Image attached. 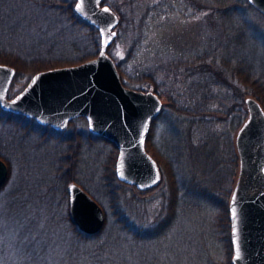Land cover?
I'll return each instance as SVG.
<instances>
[{"label":"rangeland","instance_id":"374dc122","mask_svg":"<svg viewBox=\"0 0 264 264\" xmlns=\"http://www.w3.org/2000/svg\"><path fill=\"white\" fill-rule=\"evenodd\" d=\"M45 1L27 0L24 13L11 17L10 27L20 25L0 27V51L53 63L94 57L100 35L78 15L76 0H56L61 7L51 9ZM208 1L104 0L121 19L108 52L122 81L170 95L161 94L164 105H172L153 120L147 139L163 178L154 189L140 191L111 177L118 151L89 130L85 117L60 131L26 116L8 121L0 112V153L9 167L0 190V228L21 226L22 215L28 216L35 243L48 245L46 263L95 264L101 258L121 264H230L223 213L238 180L236 137L249 110L220 77L247 91L264 90V14L249 0H237L227 13L219 0L214 15L197 8ZM31 8L37 16L26 18ZM222 13L233 19L223 20ZM202 55L214 56L219 69L192 76H205L202 88L191 84L193 89L175 91L166 75L175 59ZM32 76L18 70L9 95ZM173 91L191 95L195 113L202 110L204 118L173 111ZM71 180L104 209L105 222L96 233L80 231L71 221ZM16 210L23 214L13 218Z\"/></svg>","mask_w":264,"mask_h":264},{"label":"water","instance_id":"95a60500","mask_svg":"<svg viewBox=\"0 0 264 264\" xmlns=\"http://www.w3.org/2000/svg\"><path fill=\"white\" fill-rule=\"evenodd\" d=\"M250 2L264 14V0ZM77 3L81 4L80 11L75 9L78 15L100 31L98 54L80 63L36 72L11 98L9 89L17 70L0 63V106L57 130H65L71 119L85 116L92 133L117 146V177L141 190L153 188L161 182L162 173L146 148V140L153 118L162 110V98L155 91L123 83L108 52L117 36L119 16L115 11L104 0H76ZM245 102L249 116L236 137L240 175L230 200L232 261L264 264V107L253 96L246 97ZM8 172L7 162L0 158V188ZM67 190L71 221L83 232H98L105 222L103 207L75 180L68 183Z\"/></svg>","mask_w":264,"mask_h":264},{"label":"trees","instance_id":"16d2710c","mask_svg":"<svg viewBox=\"0 0 264 264\" xmlns=\"http://www.w3.org/2000/svg\"><path fill=\"white\" fill-rule=\"evenodd\" d=\"M26 1L27 0H22V1H19V0H0V27L10 29L14 25L19 26L20 23H14L10 27L11 17H13V19H15V17H19L18 14L24 13L22 8H24L23 6L26 3ZM37 1H39V0H34V2H37ZM219 1H220V9L226 11V13H227V10H229L231 7H234L236 5L235 3L237 0H227V1L226 0H219ZM55 2H56V5L54 4V0H46L45 1L46 9L55 8V6H58L60 8L62 4L60 3L57 5L56 0H55ZM217 6H219L218 0H209L208 4L206 2H202L201 5L197 6V8L204 13H209V14L214 15V13L216 11H218ZM70 10L72 11L71 14L75 16L74 9L72 7H70ZM224 11H221V12H224ZM26 12H27L25 15L26 18H32L33 15L37 16L35 9L33 10L31 8L30 11H26ZM222 17H223V20L225 18V20L227 22H228V20L233 19V17L227 18V16H224V13H222ZM23 18L20 17L21 22H24ZM223 20H221V21L223 22ZM83 22H85V21L83 20ZM120 22H121V19H119L118 25L120 24ZM92 27H94V26H92ZM221 27H222L223 32H225L226 26L224 25V23L221 25ZM9 31H12V30H9ZM97 31H98V29H97ZM175 60L176 61L173 62V66L170 68L168 67L169 70L167 71V74H166V75H168L167 78L171 79L173 81V86L175 87V91H176V87L184 89V86L186 88L188 86H190L188 88L193 89V86H191V84H194L196 87L202 88V86H203L202 83L204 82L202 79L205 76H201L200 78L199 77H192V76H194L198 73H201L202 70H204L203 72L208 73L211 70L215 71V70L219 69V68L215 67L214 56H211V55H208L206 57L204 55H202V56H198V57H195L192 59L179 57V58H176ZM81 61H83V60H81ZM64 62L63 63L62 62L53 63V61L49 60L48 58L45 59L44 57L23 59L17 55H12L11 53L0 51V63L11 64L16 68L17 72H18V70L19 71L27 70V72L32 73V75H34L36 72H38L42 69H47V68L55 67L58 65L72 64V62H69V61H67V62L64 61ZM213 69H215V70H213ZM124 77L125 76H123V78ZM220 78L224 83H227L229 85V87H231L234 90L233 93L235 95H239L242 105L244 103L246 105L245 95L250 94V95L257 97L264 107V90L262 88L255 86L256 88H254L252 91H247L245 89H242V88L234 85L230 81V79H228L225 76H221ZM148 82H149V84L151 83L149 80H148ZM141 89H144L143 86L141 87ZM155 91L158 92L157 87H155ZM175 91H173V106H172L173 111H175L177 113H180V112L181 113H187L188 115L192 114V115H195V117L204 118L202 116V110L200 112L195 113L194 107H192V102L194 101L193 103L195 104V100L192 98L191 95L189 96V94L187 93V95H184V97H183V95H182L183 91L182 90H181L182 93H179V94H178V92H175ZM158 93L160 95L161 94L165 95L166 97H168L170 99L169 92L160 91ZM170 105H172V103H170ZM169 106L164 105L163 109H165L166 107H169ZM1 111L6 115V117L8 118L7 119L8 121H12V118H14L18 115L22 116V117L24 116L21 114H16V113H13L10 111H6V110L2 109V107L0 106V112ZM199 115H201V116H199ZM97 137L104 139L103 137H99V136H97ZM107 141H109V140H107ZM147 149L149 152H151V149L148 145H147ZM115 150L118 151L116 146H115ZM153 156H154V154H153ZM0 157L2 158L1 153H0ZM111 162H112L111 166H114L116 163V157ZM112 169H113V167H112ZM110 173H111L112 178H114V179L118 178L117 174H116V169L110 170ZM154 188H152V189H154ZM2 189L3 188L1 187L0 190H2ZM149 190H151V189H149ZM21 214H23V213L22 212L20 213V211L16 210L15 213L13 214V218H15V217L17 218L18 216H21ZM25 214H27V213H25ZM22 216H23L22 220H20V222L22 221L21 226H19V224H18V226H16V227L9 226L8 229H6V227L0 228V264H48V263H46L45 257H44V253L46 251H49L48 245L44 243V245L42 244L43 246L41 247V245H39V244L37 245L35 243L34 239L32 238V233H31L32 230H30V233H29V225L26 222L28 219V216H24V215H22ZM75 227H76V225H75ZM227 246H228V255H230L228 257V259L230 261V264H233V262H232L233 247H232L231 240H229V243ZM103 247H104V250H106V246H103ZM94 262H95V264H106L107 262H109L110 264H121L120 261H118L117 259L115 262H111V261L105 262L101 258L100 259L95 258Z\"/></svg>","mask_w":264,"mask_h":264},{"label":"flooded vegetation","instance_id":"af4514ba","mask_svg":"<svg viewBox=\"0 0 264 264\" xmlns=\"http://www.w3.org/2000/svg\"><path fill=\"white\" fill-rule=\"evenodd\" d=\"M147 89V88H145ZM74 120V119H73ZM72 121V120H71ZM240 170V168H239ZM239 175H240V171H239V174H238V178H239ZM230 199V198H229ZM231 200V199H230ZM230 200H229V205H227V207L225 206L224 207V213H223V216L225 217V225H224V228H225V231H228L227 233H225V246L228 247V243H229V240H231L232 242V247H233V241H232V224H231V212H230ZM233 252H234V248H233ZM233 256V255H232Z\"/></svg>","mask_w":264,"mask_h":264},{"label":"snow or ice","instance_id":"6c2138e0","mask_svg":"<svg viewBox=\"0 0 264 264\" xmlns=\"http://www.w3.org/2000/svg\"><path fill=\"white\" fill-rule=\"evenodd\" d=\"M80 8H81V4H80V3H77V4L75 5V9H76L77 11H80ZM105 11H108V10L105 9ZM233 216L235 217V209H233ZM239 255H240V253H239V250L237 249V251H236V256H237V258L239 257Z\"/></svg>","mask_w":264,"mask_h":264},{"label":"bare ground","instance_id":"6f19581e","mask_svg":"<svg viewBox=\"0 0 264 264\" xmlns=\"http://www.w3.org/2000/svg\"><path fill=\"white\" fill-rule=\"evenodd\" d=\"M52 68V67H51ZM48 69V68H47ZM42 70H44V69H42Z\"/></svg>","mask_w":264,"mask_h":264}]
</instances>
